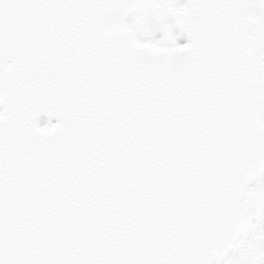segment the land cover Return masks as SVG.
Returning a JSON list of instances; mask_svg holds the SVG:
<instances>
[{"label":"snow or ice","instance_id":"snow-or-ice-1","mask_svg":"<svg viewBox=\"0 0 264 264\" xmlns=\"http://www.w3.org/2000/svg\"><path fill=\"white\" fill-rule=\"evenodd\" d=\"M0 264H264V0H0Z\"/></svg>","mask_w":264,"mask_h":264}]
</instances>
